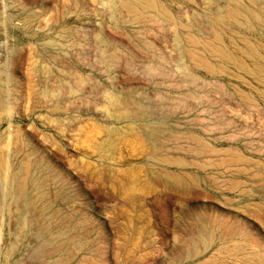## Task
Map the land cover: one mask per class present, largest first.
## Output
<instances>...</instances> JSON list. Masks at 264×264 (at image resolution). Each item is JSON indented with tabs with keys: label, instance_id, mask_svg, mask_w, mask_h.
Segmentation results:
<instances>
[{
	"label": "rangeland",
	"instance_id": "374dc122",
	"mask_svg": "<svg viewBox=\"0 0 264 264\" xmlns=\"http://www.w3.org/2000/svg\"><path fill=\"white\" fill-rule=\"evenodd\" d=\"M160 1L178 25L121 0H0V264H264V84L234 68L212 77L183 55L190 32L216 62L206 47L229 0ZM226 26V46L264 47L263 23ZM146 125L188 165L160 167ZM229 150L249 162L222 164ZM154 169L199 182L182 195ZM125 176L145 192L132 206Z\"/></svg>",
	"mask_w": 264,
	"mask_h": 264
},
{
	"label": "bare ground",
	"instance_id": "6f19581e",
	"mask_svg": "<svg viewBox=\"0 0 264 264\" xmlns=\"http://www.w3.org/2000/svg\"><path fill=\"white\" fill-rule=\"evenodd\" d=\"M251 1L254 3L256 2V0H250V2ZM121 2L123 4V6L129 12L133 13L134 15H137V16L149 15V16H151V18L155 17V16H156L155 18H157V16L160 15V16L164 17L165 19L167 18L168 20L174 21V23H176V19H175L176 17H174V15L170 12V10L166 7V5L163 4L160 0H121ZM242 3H244V1H242V0H229L230 6H229L228 12L222 18H220V19L218 18V19L214 20V22H213V26H214L213 28L215 30V36L213 38L214 39L213 42L211 44L207 45L206 51L208 52V54L215 57L216 62L215 61L212 62L210 60L209 56L207 55V53L200 52L199 47L201 45H203L204 41L202 42V39L200 40L195 35H192V33H190V32L187 35L185 34L186 37H184L186 45H185V48L182 49V50H184V53H185L183 55H187V57L189 58L190 67H192L193 69H196L195 66L196 67L198 66V67L204 69L206 71V73L212 77H215L219 73H222V72L225 73L229 69L234 68L237 71H240L241 73H243L245 75H249L251 77L256 78L260 83L262 82V84H264V47L256 46V45H254L255 42H254V44H252V42L250 40L249 41L251 43L247 42V39H246V41H244V45L242 47H241L242 44L240 45L241 48L235 47L238 45L237 43H236L237 45L234 46L235 48H233L231 46L230 47L226 46V44H224L225 40L223 42V39H224L223 37H225V36L222 34L223 31H222V29H220V26H223V25L226 26L229 24H237L241 27L248 29V28H250V25L252 27V24L254 23V21H256L258 24L263 23V25H264V6L260 11L254 12L250 9L243 10L244 8L243 9L241 8ZM222 35H223V37H222ZM245 38H247V37H245ZM181 41H183V40H181ZM233 42H234V40H233ZM179 43H181V42H179ZM205 43L206 42H204V44ZM181 44L183 46V43H181ZM214 57H213V59H214ZM240 93H239V95H240ZM240 99L246 105H251L254 103L253 98L250 95L245 94V93L243 95H241ZM137 117H138L137 119L140 122V124L141 123L145 124V122L148 118L147 115H145V113H143L142 111H141L139 116L137 115ZM144 130H145V131H143L144 135L146 133V135L149 137V139L151 141H153V143H154L153 147L155 148L154 149L155 153H154V157H152V158H154V161L159 162L160 167H163V168L164 167L183 168V167H186L188 165V163L183 158H181V159H179L180 157L179 158H175V157L173 158V157L166 155L162 152L163 146L161 144L160 129H158L157 127L147 126V128H145ZM146 135H145V137H146ZM193 137H194V140H196V142L201 144L205 149L209 148V146L207 144H205L199 138V136L194 134ZM110 146H112V145H110ZM152 150H153V148H152ZM210 151H212V150H210ZM213 152H214V150H213ZM215 155H216V153H215ZM246 160L247 159L245 158L244 154L241 155V154L235 152L234 150H229L228 152H226L223 155V162L224 163L222 162V164L229 165V166H232V165L238 166L239 164L246 163ZM247 162H249V159L247 160ZM4 167H6V162H5L4 156L0 153V170L3 169ZM238 168L239 167H237V169L235 168L236 170H238V172L243 170V168L241 170ZM30 169H31L30 166H28V167L26 166V171H27L26 173H29ZM244 170H245V168H244ZM247 172H249V171H247ZM151 173H152V175L156 181H158V182L161 181L163 183L167 182L168 185H166V187H168L171 190H175L176 192H178L182 195H188L189 193H192L191 191L194 190L193 189L194 186L199 182L198 178L195 175L189 174V173H184V172H182V173L180 172V174H174V173L169 172L168 170H164V171H160V172L157 171V173H156V169H154V170H151ZM28 176H29V174H28ZM125 178H127V180L123 184V186L120 187V190L122 191V193L125 194V197L127 198L128 204H130L132 206V205H135L136 203H138L139 199L143 198L142 194L145 192H141L136 187H134L135 183L129 176H125ZM9 183L12 186V184L14 182H12L11 179H9ZM160 185L162 186V184H160ZM240 185H241V183H240ZM16 186H17V189L19 191H21V192L23 191V193L24 192L28 193L30 191V189L32 188L33 183L28 178H25V179L23 178V180L21 182H19ZM36 189H37V191H39L40 195L42 197H44L45 184H37ZM151 192L152 191L150 189H148L146 194H149ZM149 201L151 202V204H157L159 202V199L157 197H154V198L150 199ZM261 207L259 208V210H262V208H264V207H262V208ZM42 209H43V214H44L47 221L54 218L55 215H53V214H55V213H54V210L52 207L43 203ZM257 209H258V207H257ZM47 224H48V222H47ZM213 234H214V232H210V231H207V234H205V235L201 234V238H203L202 241L205 242V241L213 239L214 238ZM237 253L238 252H236L234 254H237ZM256 256L258 257V254L255 251H253L249 255H246L245 258L246 259H249V258L254 259V257H256ZM65 263L66 262H64L63 264H65Z\"/></svg>",
	"mask_w": 264,
	"mask_h": 264
}]
</instances>
